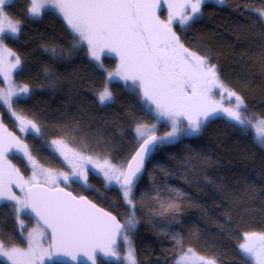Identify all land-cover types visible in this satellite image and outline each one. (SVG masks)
Segmentation results:
<instances>
[{
    "label": "trees",
    "instance_id": "obj_1",
    "mask_svg": "<svg viewBox=\"0 0 264 264\" xmlns=\"http://www.w3.org/2000/svg\"><path fill=\"white\" fill-rule=\"evenodd\" d=\"M27 7L28 0H12L6 6L9 17L21 21L22 30L4 42L21 59L22 71H16L15 81L31 89L28 97L14 100L13 110L40 128L39 135L25 136L38 163L66 170L48 147L59 139L84 154L124 165L139 144L138 123L156 124L157 135L168 130L167 123L158 122L122 83L110 82L114 103L99 105L96 94L106 80L104 69H114L115 58L104 56V69L94 68L84 47L73 50V35L57 13L45 9L42 17L29 19ZM261 10L264 0L207 1L189 27H174L185 47L217 65L225 87L244 100L246 110L241 111L251 121L264 119ZM52 47L55 57L45 51ZM0 115L16 132V123L2 104ZM248 127L216 116L200 133L155 151L133 189L134 209L124 202L119 188L106 187L93 171H88L87 186L69 182L65 188L88 197L122 223L134 212L137 224L131 239L137 264H175L189 248L200 256L215 257L218 264H253L242 257L238 245L243 233L264 232V147ZM9 156L23 174L29 173L21 156ZM6 203L9 206L0 203V242L25 246L14 211ZM169 204L179 205V211ZM22 220L24 231L36 224L27 214ZM118 249L122 253V241ZM0 264L7 263L0 259ZM97 264L123 263L98 259Z\"/></svg>",
    "mask_w": 264,
    "mask_h": 264
},
{
    "label": "snow or ice",
    "instance_id": "obj_2",
    "mask_svg": "<svg viewBox=\"0 0 264 264\" xmlns=\"http://www.w3.org/2000/svg\"><path fill=\"white\" fill-rule=\"evenodd\" d=\"M11 2L0 0V52L14 58L12 62L5 63L0 56V75L6 80L13 70L22 71L20 57L4 46L5 39L18 37L22 30L21 21H13L5 11ZM163 2L169 8L166 20H161L156 14L162 0H28L26 9L29 19L42 17L48 8L57 10L73 35V50L84 47L94 68H104L102 55L105 53H115L119 57L115 71L104 70L106 80L96 94L99 105L114 103L108 84L119 78L140 97L158 122L164 120L170 124V131L157 135L156 124L138 123L135 131L140 146L127 167L117 168L108 160L102 166H94L103 173L107 185L114 181L120 186L124 202L133 209V189L143 171L145 159L155 151L175 143L181 136L200 133L210 117L220 112L226 113L236 125L252 126V121L241 111L246 110L244 100L225 87L217 65L211 63L209 56L198 55L185 47L173 30L174 23L185 29L189 27L190 22L202 14L201 6L207 0ZM223 2L217 0V3ZM258 14L264 17V10ZM45 51L53 57L57 55L55 47L45 48ZM213 89L222 90L219 93L221 98L225 93L229 100L234 97V105L230 108L218 106L211 98ZM30 93L27 84H10L6 90L0 89V104L7 106L11 115L20 121L21 132L39 135L40 128L34 121L13 111V97L19 100ZM256 123L264 125V119H258ZM59 143L52 141L53 145ZM258 143L264 146V135L258 138ZM13 147L32 164V176L24 180L14 166L7 171L0 167V203L9 206L6 202H14L10 207L21 229H24L21 214L35 219L36 227L28 233L25 249L0 243V257L10 264H81L80 257L83 256L90 264H97V254L101 253L126 264H137L131 239L137 224L134 212L121 224L111 212L98 208L86 197L73 196L58 187L61 180L65 184L83 181L82 186H87V169L82 165H72L70 173L53 176L43 169L36 170L28 146L18 138H12L8 150ZM82 159L91 163L90 158ZM38 176H47L45 183L51 187L45 188L37 180ZM13 186L23 193V197L12 190ZM168 207L179 211L177 204H169ZM242 239L238 245L242 257L255 264H264V232H245ZM121 241L128 249L124 256L118 249ZM186 261L217 264L215 257L200 256L191 248L181 255L177 264H185Z\"/></svg>",
    "mask_w": 264,
    "mask_h": 264
},
{
    "label": "rangeland",
    "instance_id": "obj_3",
    "mask_svg": "<svg viewBox=\"0 0 264 264\" xmlns=\"http://www.w3.org/2000/svg\"><path fill=\"white\" fill-rule=\"evenodd\" d=\"M207 1H210V2H214V3H217V0H207ZM177 2H178V0H177ZM48 9H50V10H53L55 13H57L61 18H62V20H63V17L57 12V10H55V9H53V8H48ZM168 13H169V8H168V4L167 3H164L163 2V0H162V3H161V6L156 10V14H157V16H159V18L161 19V20H166L167 19V17H168ZM14 21V20H13ZM64 21V20H63ZM64 23H65V25H66V22L64 21ZM175 25H178V26H180L178 23H174L173 24V30H174V27H175ZM67 26V25H66ZM181 27V26H180ZM68 28V27H67ZM70 31V30H69ZM71 32V31H70ZM4 46L7 48V49H9L7 46H6V44H5V42H4ZM12 51V50H11ZM13 52V51H12ZM14 53V52H13ZM16 54V53H15ZM0 56H2L3 58H4V61H5V63H10V62H12L13 61V57L12 56H9L7 53H5V52H0ZM16 56H18L17 54H16ZM104 56H109V57H114L115 58V63H116V65H115V68L114 69H112V70H109V69H104V70H107V71H115L116 70V68H117V66H118V64H119V57L115 54V53H105V54H103L102 55V59H103V57ZM15 73H16V70H13L12 72H11V74H10V76H9V79H5V77L3 76V75H0V78L2 79V81H3V85L0 87V89H7L8 87H9V85L10 84H15V85H18V86H22V85H24V84H19V83H17L16 81H15ZM105 75H106V72H105ZM119 82V83H122L124 86H125V84H124V82L122 81V80H120L119 78H116V79H114L113 81H111V82ZM110 83V82H109ZM128 88V87H127ZM228 89V88H227ZM231 91V90H230ZM222 92V90L221 89H213V95H212V100L214 101V102H216V104L218 105V106H221V107H223V108H230V107H232L233 105H234V103H235V98L233 97V98H231V100H229V98H228V96H227V94L225 93L224 95H223V98H221V95L219 94V93H221ZM15 99H17L16 97H13V100H15ZM4 106V105H3ZM5 107V109H6V111L8 112V115L13 119V121L16 123V129H17V131L16 132H14V131H11L9 128H8V126H7V124L5 123V122H3V120H2V116L0 115V148H2V154H0V167H2L5 171H7L8 169H9V167L10 166H14L16 169H19L18 168V166L17 165H15L14 163H13V161L10 159V156L9 155H11V154H16V155H19V156H21L24 160H25V162H26V164H27V166L29 167V173L28 174H23L20 170H19V172H20V174H21V176L24 178V180H27L29 177H31L32 176V171H33V167H32V164H30L28 161H27V159L26 158H24L23 157V154L21 153V152H18V151H16V148L15 147H13L12 148V150L11 151H9L8 150V144L12 141V138L13 137H15V138H18L20 141H21V143L22 144H26V142H25V136L27 135V134H34V133H24V132H21L20 131V121L19 120H17L16 119V117L15 116H13V115H11V113L8 111V109H7V106H4ZM147 107V106H146ZM14 111V110H13ZM153 113V112H152ZM154 114V113H153ZM216 116H220V117H223V118H225V119H227V120H229V121H232L228 116H227V114L226 113H224V112H220L218 115H216ZM216 116H213V117H216ZM213 117H210V119L211 118H213ZM25 118V117H24ZM25 119H27V120H30V119H28V118H25ZM258 120V119H257ZM257 120H254V121H252V126H249L248 128H250L251 130H252V132L254 133V135H255V139L257 140V142H258V138L260 137V136H262V135H264V131H262V129H264V125H257ZM166 122V121H165ZM232 122H235V121H232ZM167 123V125H168V130L166 131V132H168V131H170V124L168 123V122H166ZM150 126V125H149ZM137 127V126H136ZM136 129V128H135ZM156 130H157V125H156ZM165 132V133H166ZM135 133H136V131H135ZM164 133V134H165ZM164 134H162V135H164ZM36 135V134H35ZM193 135H195V134H192V135H188V136H193ZM136 136H137V134H136ZM182 137V136H181ZM53 140H56V141H59L60 143L59 144H56V145H53L52 144V141ZM53 140H51L49 143H48V147H49V149L53 152V153H55L61 160H62V162L65 164V166H66V170H56V169H52V168H48V167H44V166H42L40 163H38L36 160H35V158H34V162H35V165H36V170L37 171H39L40 169H43L46 173H51L53 176H58V175H60V174H62V173H70L71 172V170H72V165H78V166H80V165H82L85 169H87V175H88V171H93L94 173H96L97 175H99L100 177H102V179L104 180V183H105V186L107 185V181H105V179H104V177H103V173L102 172H100L99 170H98V167H94V166H102V165H104V162H105V160H107V159H104V158H98V157H95V156H90V155H87V154H84V153H82V152H80V151H78V150H75V149H72L71 147H69L64 141H62V140H59V139H53ZM137 141H138V143H140L139 142V140H138V137H137ZM260 144V143H259ZM261 145V144H260ZM262 146V145H261ZM264 147V146H263ZM29 151V150H28ZM61 153H63V154H61ZM65 157H67V159H65ZM82 158H90V160H91V163H88L87 162V160L86 159H82ZM109 161V160H108ZM110 162V161H109ZM111 164H113V165H115L117 168H119V167H121V166H124L125 167V165L126 164H124V165H121V164H114V163H112V162H110ZM37 180L41 183V184H43V185H45V186H47V187H51V185L50 184H48V183H45V181L47 180V176H38L37 177ZM80 183H83V181H80ZM68 184L69 183H67V184H65L62 180L58 183V187H67L68 186ZM107 187H117V188H119L120 189V186L118 185V184H116L114 181H113V183L111 184V185H107ZM14 192H16V194L17 195H19V196H21V197H23V193L18 189V188H16L15 186H13V189H12ZM121 190V189H120ZM121 194H122V190H121ZM8 203H14V202H8ZM15 214V213H14ZM24 214H21V217H20V219H22V216H23ZM15 218H16V216H15ZM17 221V220H16ZM17 224L19 225V222L17 221ZM19 227H20V225H19ZM36 227V224L33 226V227H31V228H29L27 231H24V229H21V227H20V229H21V231L23 232V235H24V238H25V241H26V245L25 246H17V245H6V244H4V243H2V242H0V243H2V244H4L5 246H7V247H17V248H22V249H25V248H27V237H28V233L29 232H31L32 231V229L33 228H35ZM243 242V239H242V241H241V243ZM45 247H47V245L45 244ZM127 246L122 242V253H120L121 254V256H124V255H126V253H127ZM187 251V250H186ZM185 251V252H186ZM184 252V253H185ZM183 253V254H184ZM183 254H181V255H183ZM181 255L176 259V261H175V264H177V261L180 259V257H181ZM0 259L2 260V261H4L5 263H7V264H10V262H7L6 260H5V258H3V257H0ZM122 263L123 264H126V262H123L122 261ZM252 263L253 264H255V262L254 261H252ZM185 264H192V261H186L185 262ZM218 264V263H217Z\"/></svg>",
    "mask_w": 264,
    "mask_h": 264
},
{
    "label": "water",
    "instance_id": "obj_4",
    "mask_svg": "<svg viewBox=\"0 0 264 264\" xmlns=\"http://www.w3.org/2000/svg\"><path fill=\"white\" fill-rule=\"evenodd\" d=\"M139 146H140V143L138 144V146H137V148H136V150L134 151V153L131 155V157L129 158V160L127 161V163H126V165H125V167H127V164L129 163V162H132V157L135 155V153H136V151H138L139 150ZM151 156V155H150ZM150 156L148 157V158H146L145 159V162H144V168H143V171L145 170V166H146V164H147V161L149 160V158H150ZM143 171H142V173H143ZM142 173H141V175H142ZM140 175V176H141ZM140 178V177H139ZM44 187L45 188H49V187H47V186H45L44 185ZM59 188H62V189H64V192H71V191H69L68 189H66L65 187H59ZM72 193V192H71ZM72 195L73 196H77V195H75L74 193H72ZM84 196V195H83ZM77 197H79V196H77ZM84 197H86V196H84ZM88 200H90L88 197H86ZM91 201V200H90ZM92 203H94V204H96L95 202H93V201H91ZM96 206L98 207V208H102V207H100L98 204H96ZM104 209V208H103ZM105 211H108V210H106V209H104ZM109 212V211H108ZM112 215H114V214H112ZM115 216V215H114ZM118 219V218H117ZM119 220V219H118ZM34 221L36 222V220L34 219ZM120 221V220H119ZM120 223L121 224H123L121 221H120ZM98 255V259H100V260H102V261H108V260H112V259H114V258H111V257H104L101 253H98L97 254ZM97 259V260H98ZM80 260H81V264H90V262H87L86 261V258L85 257H83V256H81L80 257ZM71 264H76V262H71Z\"/></svg>",
    "mask_w": 264,
    "mask_h": 264
}]
</instances>
